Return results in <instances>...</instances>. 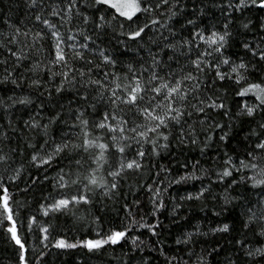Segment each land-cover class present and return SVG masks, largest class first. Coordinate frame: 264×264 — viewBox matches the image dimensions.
I'll return each mask as SVG.
<instances>
[{
  "label": "snow or ice",
  "instance_id": "obj_1",
  "mask_svg": "<svg viewBox=\"0 0 264 264\" xmlns=\"http://www.w3.org/2000/svg\"><path fill=\"white\" fill-rule=\"evenodd\" d=\"M214 6L224 20L202 26L204 8L194 3L189 13L182 0H26L29 22H5L8 30L0 32V84L22 88V81H28L40 101L37 116L45 107V98L68 94V104L57 100L46 123L43 117L38 120L31 114L20 121L10 115L19 110L17 106L32 105L29 96L0 99V232L13 246L15 264H46L53 249L83 248L92 253L105 246H123L121 242L126 244L129 239L134 249L146 247L129 233L138 226L153 237L160 236L158 213L165 208L161 194L167 186L160 187L159 177L169 173L162 166L155 172L157 181L144 185L155 224L144 221L143 216L136 220V213L125 203L120 210L126 213L128 224L123 228L104 232L98 226L95 238L69 242L58 231L59 218L76 216L78 206L94 207L102 198L112 199L130 174L146 169L151 173L152 156H159L173 142L180 148L202 144L199 150L204 154L217 129L219 141L228 142L231 125L225 130L215 114L223 110L231 119V113L221 96L208 95L218 81L242 88L237 93L240 96H255L257 103L245 105L237 115L254 120L264 114V38L258 44L242 41L250 59H232L227 52L234 14L264 10V0H220L219 4L214 0ZM178 16L183 20H177ZM250 24L249 20L242 27L250 30ZM260 27L264 31V22ZM254 73L260 74L258 80L250 79ZM57 124L65 127L53 136L50 129ZM241 143L242 156L224 153L220 170L214 174L221 182L231 177L229 187L259 188L264 197V119L249 129ZM25 153L27 166L20 159ZM53 165H57L56 176H44L50 185L47 194L37 202L35 211H29L26 203L16 199L13 186L30 191V186L40 183L39 171ZM190 179L200 177L190 173L173 178L169 185ZM20 182L25 184L23 189H19ZM210 192V187H202L181 200L199 201ZM238 198L244 199L225 195V203ZM134 203L138 212L139 203ZM179 207L178 203L173 212ZM100 220L97 216L95 222L99 225ZM235 230L225 223L213 232ZM249 232L256 242L264 241V199L247 202L234 241L247 259L264 258V243L255 246ZM196 235L206 233L197 228L176 243L195 244ZM157 251L164 254L163 249ZM212 253L219 255L216 248L211 252L202 249L200 254L190 250V256L197 255V264H208L206 254ZM134 259L129 256L128 264ZM165 260L166 264H181L175 256Z\"/></svg>",
  "mask_w": 264,
  "mask_h": 264
},
{
  "label": "trees",
  "instance_id": "obj_2",
  "mask_svg": "<svg viewBox=\"0 0 264 264\" xmlns=\"http://www.w3.org/2000/svg\"><path fill=\"white\" fill-rule=\"evenodd\" d=\"M186 6L187 12H191L193 4L197 7H203L205 15L201 20V25H211L213 23L219 25L224 17L221 14L219 7L214 6V0H182ZM220 0H215V4H219ZM31 14L26 7V0H0V32H7L6 21L11 24H22L28 21ZM177 20H183L182 16H178ZM251 21L250 30L242 27L243 23ZM261 22H264V10L253 8L246 10L244 13H235L231 30L233 38L230 42L231 46L227 49L228 54L232 59L244 57L246 60L250 56L245 53L242 48V41L247 40L249 43H259L264 38V31L261 30ZM177 27L179 25L177 24ZM115 44V40L112 41ZM136 46L133 45V50ZM141 56L145 53H140ZM3 68L0 67V73ZM260 74H253L250 79L258 80ZM242 91V88L235 85L233 82L224 81L217 82L215 88L208 93H215L223 98V102L231 113V119L223 114V110H217L215 119L225 125V130L231 125V139L228 142H220V130L217 129L212 134L213 139L210 141V146L205 149L204 154H201L199 146H188L180 148L173 142L168 150H161L159 156H152V171L146 169L139 174H130L126 180L121 182L120 190L112 199L102 198L97 201L94 207L87 205L78 206L76 216H60L59 229L69 242H79L81 239L95 238V231L98 226L102 227L104 232L110 229L123 228L128 224L126 213L121 209L122 205H127L136 213V220H140L143 216L144 221L155 224L156 217L149 214L151 203L149 193L144 187L145 184H153L157 181L155 172L159 171V167L169 169V173H161L159 180L162 181L160 187L167 186V191L162 192L161 198L164 200L165 208L158 213L159 222L162 228L159 229L160 236L153 237L146 228L135 227L129 233L130 237H139L144 244L139 250L134 249L131 244V239L126 244L121 242V245L105 246V249L97 252H88L86 249L77 248L69 250H55L46 257V264H128L129 256H134L135 259L131 264H166L165 257L175 256L181 260V264H197V255L190 256V250H194L196 254H200L202 249L211 252L213 248L219 251V255L212 253L206 254L208 264H228L229 260L236 261V264H264V258L256 257L255 260L247 259L242 253L237 250L234 241L239 234L240 221L242 213L245 212V206L248 201H256L264 199L259 188L249 190L245 184L239 186L232 185L230 178H225L223 182L219 181L214 174L219 171L224 153H229L235 157L237 154L243 153L244 145L241 143L245 134L250 128H255L256 123L264 119V114H258L255 119L248 118L244 115H237L241 112L245 105L251 106L257 103L255 96L248 93L245 96H240L237 93ZM29 96L33 100V104L27 107H18L10 114L16 121L27 120L29 115L36 116L38 120L43 117L42 122H47V117L56 109V101L59 100L64 105L68 104V94L64 97H53L51 100L45 98V107L39 116L36 115L40 101L37 100L35 90L29 87L28 81H22V88H15L11 83L0 84V99H7L8 96ZM65 126L57 124L51 127L50 134L58 136L60 130ZM19 131V129H18ZM29 135H32L29 133ZM27 138V137H25ZM43 143V140L38 136L33 137ZM15 139V137H13ZM204 137L201 136V140ZM3 147V145H0ZM7 150V149H5ZM30 151V150H29ZM28 153H25L20 159L27 166ZM243 158V157H242ZM199 161V165L196 162ZM194 165L196 167L194 168ZM57 165L52 168H46L39 171L40 183L35 187L30 186V191H19L15 185L12 191L16 193V199L22 204H27L29 211H35L37 202H42V195H46L50 185L44 180L45 174L49 178L56 176L54 170ZM200 169H205L207 172H202ZM35 173V169H30ZM194 173L200 179H190L186 182L176 184L169 181L173 178L179 179L180 176H185ZM235 175V174H234ZM235 178L239 180V175ZM28 177L25 176L24 180ZM25 184L19 183V189H23ZM202 187H210L211 192L206 193L201 200H181V197L187 194H195ZM225 195L232 197L244 198L233 199L231 203H225ZM139 203V211L137 212L136 203ZM181 207L173 212L177 204ZM75 210V209H74ZM101 217L99 225L95 222L96 217ZM55 222V221H54ZM229 224L230 228L235 226V231L229 233L213 232L214 228L221 227L223 224ZM131 227V225H129ZM197 228L206 235H196L195 244L184 245L177 244V239H184L186 233L196 232ZM249 238H252V233L249 232ZM264 241L256 242L254 245L259 247ZM33 243L30 240L28 247H32ZM157 249H163L164 254L161 255ZM0 264H15V252L10 241L6 240L5 234L0 232Z\"/></svg>",
  "mask_w": 264,
  "mask_h": 264
}]
</instances>
